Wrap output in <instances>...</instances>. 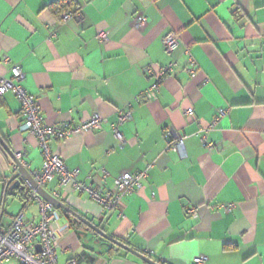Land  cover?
I'll use <instances>...</instances> for the list:
<instances>
[{"label": "crops", "instance_id": "1", "mask_svg": "<svg viewBox=\"0 0 264 264\" xmlns=\"http://www.w3.org/2000/svg\"><path fill=\"white\" fill-rule=\"evenodd\" d=\"M55 1L0 0V75L9 77L4 55L20 66L46 126L81 124L93 112L106 120L49 142L69 170H78V181L108 192L121 174L151 168L143 189L122 199V217L70 189L51 184L45 191H57V201L158 264H193L199 256L206 264H264V0H72L69 12L76 10L80 22L51 14ZM139 15L146 24L136 30ZM52 31L56 37L47 41ZM168 32L180 37L171 55L162 46ZM186 49L196 63L193 79L184 72ZM173 60V73L146 99L152 79L144 69L156 73ZM119 111L131 116L119 127L122 142L109 126ZM218 111L226 115L208 136L216 149L207 152L195 133ZM22 121L15 97L0 98L1 142L39 170L41 151L20 132ZM165 130L184 137L186 159L166 151ZM12 163L0 145V231L21 212L27 225L40 221L37 204L23 208L16 190L5 193ZM229 204L230 213L218 208ZM58 215L57 264H146L125 251L106 254L84 224L76 233Z\"/></svg>", "mask_w": 264, "mask_h": 264}, {"label": "built area", "instance_id": "2", "mask_svg": "<svg viewBox=\"0 0 264 264\" xmlns=\"http://www.w3.org/2000/svg\"><path fill=\"white\" fill-rule=\"evenodd\" d=\"M64 22L74 20L80 22L81 15L77 13L66 12L62 15ZM146 24L144 16H137L134 21L136 30L142 29ZM56 37V32L52 31L47 37V41H51ZM101 44L107 42L108 38L105 34L97 37ZM180 45V37L175 32H168L162 39V46L165 54L171 55ZM186 56V65L184 72L190 79L196 77V63L187 49L184 52ZM1 63L8 68L9 77L0 75V98L6 94H11L18 101L21 107V115L23 121L19 127L20 132L34 137L37 146L41 151L43 162L39 170H29L23 162V154H14L15 160L25 168L35 185L39 189H44L51 184H55L56 190L70 189L78 194L85 195L88 199L98 204L102 210L112 213L118 212L122 217L121 203L126 196L137 194L143 189L142 181L148 176L151 168L150 165L141 172L133 174L123 173L114 179L113 189L108 192L93 188L91 185L83 181H78V170H69L61 160V158L51 151L49 142L56 140L62 142L69 137L87 133L100 127L106 122L97 112H93L92 116L86 122L81 124L61 123L55 126H46L43 122L39 107L34 97L29 95L22 86L24 75L21 68L17 64H13L7 56H2ZM176 62L173 60L165 67L160 68L154 73L151 68L144 69V75L152 79L150 87L145 94L146 99L151 98V93L158 90L160 82L170 76ZM188 118H193V111L187 109L184 112ZM226 115V111H218L214 119L206 126L198 128L195 136L199 140V145L207 152L214 151L216 146L212 143L208 136L214 130L216 124ZM115 121L110 123L111 134L122 142L119 127L129 121L131 116L129 112H117ZM166 140V151H173L178 154L181 160L187 158L184 150V137L175 131H164ZM15 165L12 170L16 171ZM102 175L106 176V172L102 170ZM57 192V191H56ZM54 192L52 197L57 198ZM37 204L39 208L40 221L34 225H27L23 219V213L17 214L12 220L10 226L0 231V264H6L11 259H15L19 264H57L56 247L57 241L52 230V224L57 221L59 215L56 209L44 199H42L36 190L29 189L26 204ZM234 204L218 207L224 213H230L234 209ZM187 214L193 218H197L195 210H188ZM40 246L41 252H36V247ZM207 259L199 256L193 260V264H206ZM68 264H79L77 260L72 259Z\"/></svg>", "mask_w": 264, "mask_h": 264}, {"label": "water", "instance_id": "3", "mask_svg": "<svg viewBox=\"0 0 264 264\" xmlns=\"http://www.w3.org/2000/svg\"><path fill=\"white\" fill-rule=\"evenodd\" d=\"M0 145L2 146V148L4 149V151L8 154V156L12 159L13 163L12 166L15 165V167L17 168L16 171L13 170V175L11 176L9 183H11L9 190H20V191H24L26 188L32 189V190H36L38 195L44 199L47 203L51 204L56 210H63L65 212H67L68 214H70L73 218H75L76 220H78L79 222H81L82 224H84L87 229L93 231L94 233H96L97 235H99L101 238L107 240L108 242H110L111 244H113L114 246H116L117 248L137 257L138 259H140L141 261H143L146 264H158L154 261H152L149 257L141 254L140 252H137L135 250H132L131 248L121 244L120 242H118L117 240L105 235L103 232H101L98 228H96L95 226H93L91 223H89L88 221H86L85 219L81 218L79 215H77L76 213H74L72 210H70L69 208H67L65 205H63L61 202L57 201L55 198H53L52 196H50L44 189H39L36 187L34 181L31 179L28 171L23 168L14 158V154H12V152H10V150L5 147V145L1 142L0 140ZM36 252L40 253L41 249L40 246L36 247Z\"/></svg>", "mask_w": 264, "mask_h": 264}, {"label": "trees", "instance_id": "4", "mask_svg": "<svg viewBox=\"0 0 264 264\" xmlns=\"http://www.w3.org/2000/svg\"><path fill=\"white\" fill-rule=\"evenodd\" d=\"M74 1H68V0H56L55 2L49 4L47 6V8L50 10L51 14H53L56 18L61 19L62 15L66 12H69L71 9L70 7L72 5H74ZM77 11L75 10L73 13H76ZM16 196L19 197L23 208L27 206L26 202H27V196H28V192L29 190L26 188L24 191H20V190H16ZM5 193H9V189H5ZM12 193V192H10ZM4 211V205L3 202H0V221H1V215L3 214ZM57 212L64 216L69 224V227L75 231L76 233L79 232V230H85V226L79 222L78 220H76L75 218H73L70 214H68L67 212L63 211V210H57ZM87 232L94 237V239H96L99 243V246H105L106 247V254L108 255H113L118 254V253H122V254H126L123 250L116 248V246H114L113 244H111L110 242H108L107 240L101 238L99 235H97L96 233H94L93 231L87 229ZM118 242H120L121 244L127 246L126 242L122 241V240H118ZM128 247V246H127Z\"/></svg>", "mask_w": 264, "mask_h": 264}]
</instances>
